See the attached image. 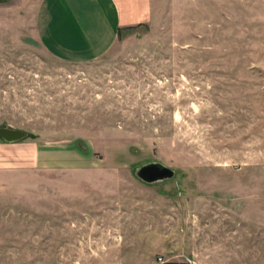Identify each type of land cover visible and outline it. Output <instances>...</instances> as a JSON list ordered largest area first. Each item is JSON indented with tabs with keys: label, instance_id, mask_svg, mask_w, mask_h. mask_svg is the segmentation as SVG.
<instances>
[{
	"label": "rangeland",
	"instance_id": "374dc122",
	"mask_svg": "<svg viewBox=\"0 0 264 264\" xmlns=\"http://www.w3.org/2000/svg\"><path fill=\"white\" fill-rule=\"evenodd\" d=\"M152 3L80 63L0 0V264H264V0Z\"/></svg>",
	"mask_w": 264,
	"mask_h": 264
},
{
	"label": "crops",
	"instance_id": "0c3cea01",
	"mask_svg": "<svg viewBox=\"0 0 264 264\" xmlns=\"http://www.w3.org/2000/svg\"><path fill=\"white\" fill-rule=\"evenodd\" d=\"M153 0H46L49 24L43 46L74 62L96 60L110 51L128 27L148 24Z\"/></svg>",
	"mask_w": 264,
	"mask_h": 264
},
{
	"label": "water",
	"instance_id": "95a60500",
	"mask_svg": "<svg viewBox=\"0 0 264 264\" xmlns=\"http://www.w3.org/2000/svg\"><path fill=\"white\" fill-rule=\"evenodd\" d=\"M0 136L7 143L13 144L14 142L27 139L29 135L25 131L5 126L0 127ZM134 174H136L142 182L144 181L148 184H154L157 181L171 179L175 175V172L160 163H151L137 168Z\"/></svg>",
	"mask_w": 264,
	"mask_h": 264
},
{
	"label": "trees",
	"instance_id": "16d2710c",
	"mask_svg": "<svg viewBox=\"0 0 264 264\" xmlns=\"http://www.w3.org/2000/svg\"><path fill=\"white\" fill-rule=\"evenodd\" d=\"M140 26V25H139ZM134 28H138V27H128L127 29H134Z\"/></svg>",
	"mask_w": 264,
	"mask_h": 264
}]
</instances>
